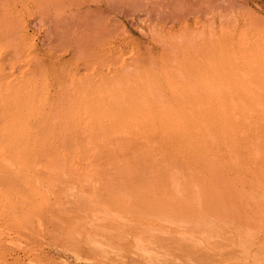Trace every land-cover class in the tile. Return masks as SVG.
Masks as SVG:
<instances>
[{"label":"rangeland","instance_id":"1","mask_svg":"<svg viewBox=\"0 0 264 264\" xmlns=\"http://www.w3.org/2000/svg\"><path fill=\"white\" fill-rule=\"evenodd\" d=\"M0 264H264V0H0Z\"/></svg>","mask_w":264,"mask_h":264},{"label":"bare ground","instance_id":"2","mask_svg":"<svg viewBox=\"0 0 264 264\" xmlns=\"http://www.w3.org/2000/svg\"><path fill=\"white\" fill-rule=\"evenodd\" d=\"M27 169V168H26ZM28 170V169H27ZM24 172V171H23ZM22 172V173H23ZM27 173H29L28 171H26ZM29 175H30V173H29ZM25 177V176H24ZM37 179V178H36ZM33 180V179H32ZM37 181V180H36ZM39 181V180H38ZM31 182V181H30ZM9 233V232H8ZM2 234H3V231H2ZM6 234V233H5ZM12 237V236H11ZM12 239H14V237L12 238ZM15 240V239H14ZM16 241V240H15ZM10 242V241H9ZM23 242V241H22Z\"/></svg>","mask_w":264,"mask_h":264}]
</instances>
